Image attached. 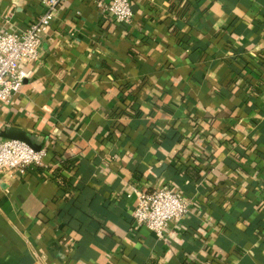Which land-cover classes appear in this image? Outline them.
Returning <instances> with one entry per match:
<instances>
[{"label": "crops", "instance_id": "crops-1", "mask_svg": "<svg viewBox=\"0 0 264 264\" xmlns=\"http://www.w3.org/2000/svg\"><path fill=\"white\" fill-rule=\"evenodd\" d=\"M99 1L58 9L0 109L46 151L0 172V264H264V0ZM45 10L0 0V31ZM165 185L190 213L161 239L133 214Z\"/></svg>", "mask_w": 264, "mask_h": 264}, {"label": "built area", "instance_id": "built-area-1", "mask_svg": "<svg viewBox=\"0 0 264 264\" xmlns=\"http://www.w3.org/2000/svg\"><path fill=\"white\" fill-rule=\"evenodd\" d=\"M70 0H44L45 12L36 17L21 33L0 31V109L20 94L31 73L23 69L25 63L37 62L43 35L52 24L58 9ZM92 1V0H82ZM103 18L117 24L132 22V0L99 1ZM46 151H37L27 144L0 138V172L24 173L34 166H42ZM137 208L134 225L146 227L164 238L168 227L181 223L190 213V204L168 185L151 190H136Z\"/></svg>", "mask_w": 264, "mask_h": 264}, {"label": "water", "instance_id": "water-1", "mask_svg": "<svg viewBox=\"0 0 264 264\" xmlns=\"http://www.w3.org/2000/svg\"><path fill=\"white\" fill-rule=\"evenodd\" d=\"M1 136L4 139L16 140L23 142L30 146L31 148L41 151V148L37 146V144L32 140V138L24 131L17 130V129H10L8 131L2 132Z\"/></svg>", "mask_w": 264, "mask_h": 264}, {"label": "trees", "instance_id": "trees-1", "mask_svg": "<svg viewBox=\"0 0 264 264\" xmlns=\"http://www.w3.org/2000/svg\"><path fill=\"white\" fill-rule=\"evenodd\" d=\"M57 177L58 176H56V178H54V180H56L57 179ZM59 181V180H58ZM59 183L61 184L62 182L61 181H59ZM63 184V183H62ZM67 184V183H66ZM67 185H70V184H67ZM70 194V197H72L73 196V193H69Z\"/></svg>", "mask_w": 264, "mask_h": 264}]
</instances>
